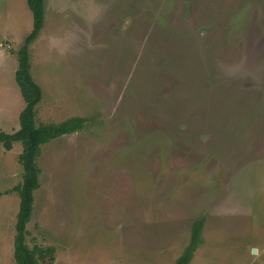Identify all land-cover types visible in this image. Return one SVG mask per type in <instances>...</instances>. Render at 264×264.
<instances>
[{"label":"rangeland","instance_id":"1","mask_svg":"<svg viewBox=\"0 0 264 264\" xmlns=\"http://www.w3.org/2000/svg\"><path fill=\"white\" fill-rule=\"evenodd\" d=\"M28 0H0V130L26 103L16 54ZM42 147L27 229L41 264H264V0H45L30 46ZM20 143L0 144V264H15ZM254 250L257 253H254Z\"/></svg>","mask_w":264,"mask_h":264},{"label":"trees","instance_id":"2","mask_svg":"<svg viewBox=\"0 0 264 264\" xmlns=\"http://www.w3.org/2000/svg\"><path fill=\"white\" fill-rule=\"evenodd\" d=\"M28 6L33 14V31L25 40L24 46L16 54L18 70L15 79L26 103L20 115V129L13 133L0 130V144L5 151H12L14 145L20 143L23 151L19 163L24 170L23 182L15 188L20 197V210L17 216L16 234L14 239L15 264H41L44 261H54L53 248H30L27 243V229L34 214L35 192L40 188L41 170L38 160L42 147L65 136H70L84 130L87 121L82 117H72L62 123H38L37 108L42 102L43 91L34 80L31 72L30 46L35 43L43 30L45 23V0H28ZM205 219L200 218L192 225L191 240L176 264H190L194 254L203 244Z\"/></svg>","mask_w":264,"mask_h":264},{"label":"water","instance_id":"3","mask_svg":"<svg viewBox=\"0 0 264 264\" xmlns=\"http://www.w3.org/2000/svg\"><path fill=\"white\" fill-rule=\"evenodd\" d=\"M254 253H257V251H256V250H254Z\"/></svg>","mask_w":264,"mask_h":264}]
</instances>
